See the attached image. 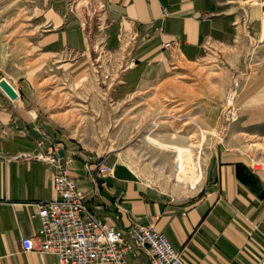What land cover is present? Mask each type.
Returning <instances> with one entry per match:
<instances>
[{
    "label": "crops",
    "instance_id": "crops-1",
    "mask_svg": "<svg viewBox=\"0 0 264 264\" xmlns=\"http://www.w3.org/2000/svg\"><path fill=\"white\" fill-rule=\"evenodd\" d=\"M35 1H39V12L29 27L34 35L26 41L41 55L31 57L30 63L24 59V73L16 81L0 73L17 92L11 98L0 87V264H58L54 254L24 250L20 244L23 236L35 239L39 227L38 217L32 215L36 202L53 193L51 166L28 153L47 150L51 141L72 156L68 171L78 186L84 190L96 186L87 203L126 238L130 220L152 223L187 264H264V169L251 168L245 150L225 148L212 153L203 182L191 198L157 190L123 162H115L112 172L105 175L87 166H93L102 154L80 148L64 135L54 116L52 121L40 111L32 98V74L37 63L52 59L67 74L84 76L81 70L90 63L86 54L90 28L85 27L83 14L88 7L70 10L65 0ZM91 1L108 20L104 31L109 47L118 45L121 30L136 33L131 65L108 90L118 99L159 81L172 62L200 58L207 43L228 41L240 18L252 33L264 32V0L258 5H246L244 0ZM68 49L80 54L62 58L61 52ZM19 152L27 154L4 158ZM196 183L181 192H193ZM124 257L128 264L148 262L143 249L136 256L125 253Z\"/></svg>",
    "mask_w": 264,
    "mask_h": 264
},
{
    "label": "rangeland",
    "instance_id": "rangeland-1",
    "mask_svg": "<svg viewBox=\"0 0 264 264\" xmlns=\"http://www.w3.org/2000/svg\"><path fill=\"white\" fill-rule=\"evenodd\" d=\"M244 1L246 5L261 2ZM65 2L70 10L88 7L83 14L85 27L90 28L86 33L90 63L81 70L83 77L67 74L52 59L37 63L32 98L46 117L54 121V116L61 123L64 135L76 145L102 154L93 166L87 164L89 168L98 173L96 165L104 160L111 173L115 162H123L157 190L191 198L203 182L212 153L228 148L245 150L250 159L264 155V32L252 33L240 18L228 41L207 43L200 58L172 62L159 81L118 99L108 90L118 82L125 62H129L127 67L131 65L130 47L124 46L127 36L134 43L131 33L119 32L118 45L122 46L111 48L102 9L91 0ZM38 5L35 0H0V73L10 74L15 81L24 73V59L29 62L41 55L26 41L34 35L29 27L39 12ZM261 14L264 19V12ZM79 54L68 49L61 57L71 59ZM179 152L188 159L183 160ZM183 163L193 174L185 178L166 175ZM194 180H198L197 188L182 193Z\"/></svg>",
    "mask_w": 264,
    "mask_h": 264
},
{
    "label": "built area",
    "instance_id": "built-area-1",
    "mask_svg": "<svg viewBox=\"0 0 264 264\" xmlns=\"http://www.w3.org/2000/svg\"><path fill=\"white\" fill-rule=\"evenodd\" d=\"M256 2V0H253ZM162 14H167L163 5ZM128 30H121L124 32ZM131 33L133 38L136 33ZM126 33H124V38ZM126 39V38H125ZM121 45V44H120ZM118 45L119 47H121ZM130 52L133 43L129 37L124 42ZM129 62H125L127 68ZM27 153L5 154L4 158H15ZM28 154L46 162L52 168L51 197L36 202L39 227L35 239L31 236L20 238L22 249H35L39 252L52 253L58 264H128L124 254L136 256L138 249H143L147 264H187L168 238L152 223L144 224L130 220L127 225L128 238L121 229L101 219L95 208L87 203V198L95 189H81L69 174L68 166L71 155L62 153L60 145L51 141L47 150L39 149ZM252 168H264V155L250 159ZM98 173L104 175L111 171V166L104 160L97 165Z\"/></svg>",
    "mask_w": 264,
    "mask_h": 264
},
{
    "label": "bare ground",
    "instance_id": "bare-ground-1",
    "mask_svg": "<svg viewBox=\"0 0 264 264\" xmlns=\"http://www.w3.org/2000/svg\"><path fill=\"white\" fill-rule=\"evenodd\" d=\"M169 111V110H168ZM171 123V122H170ZM189 145H191L192 146V143L191 144H189ZM174 154H175V152H174ZM185 154V153H184ZM179 155H181L182 157H183V160H185L186 161V159H188V157L186 158L185 157V155H182V154H180V152H179ZM175 156H176V154H175ZM180 157V156H179ZM176 158H177V156H176ZM179 159V158H178ZM179 161V160H178ZM190 161H192L191 159H190ZM175 162H176V159H175ZM178 163V162H177ZM180 163V162H179ZM186 163V162H185ZM185 163H183L181 166H178V167H176V168H174L175 169V171L174 170H170V172L168 173V174H166V175H170L171 176V174H175V176H176V174H179V175H183V177L185 178V176H187L188 174H190V172H191V170L190 169H192L191 167H188V165H186ZM180 165V164H179ZM190 166V165H189ZM193 172V171H192ZM191 172V173H192ZM195 172V171H194ZM193 174V173H192ZM195 175H196V173H194V177H195ZM188 176H190V175H188ZM180 177V176H179ZM178 178V177H177ZM177 178H175V181H176V179ZM188 177H186V179H187ZM180 179V178H179ZM190 180V179H189ZM188 180V181H189ZM191 181V180H190ZM177 183V182H176ZM184 184V183H183ZM186 184V183H185ZM197 184V183H196ZM188 185V184H187ZM186 185V186H187ZM179 186H180V183H179ZM190 189V188H189Z\"/></svg>",
    "mask_w": 264,
    "mask_h": 264
},
{
    "label": "water",
    "instance_id": "water-1",
    "mask_svg": "<svg viewBox=\"0 0 264 264\" xmlns=\"http://www.w3.org/2000/svg\"><path fill=\"white\" fill-rule=\"evenodd\" d=\"M0 87L7 93V95L11 98L17 95L16 90L13 86L8 82V80L4 77H0Z\"/></svg>",
    "mask_w": 264,
    "mask_h": 264
}]
</instances>
